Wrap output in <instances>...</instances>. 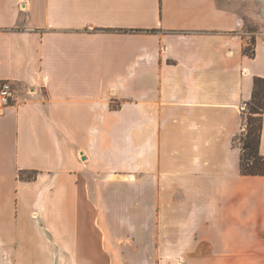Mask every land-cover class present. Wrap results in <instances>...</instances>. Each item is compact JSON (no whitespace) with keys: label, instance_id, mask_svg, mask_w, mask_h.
<instances>
[{"label":"crops","instance_id":"1","mask_svg":"<svg viewBox=\"0 0 264 264\" xmlns=\"http://www.w3.org/2000/svg\"><path fill=\"white\" fill-rule=\"evenodd\" d=\"M249 47L219 0H0V264H264Z\"/></svg>","mask_w":264,"mask_h":264},{"label":"trees","instance_id":"2","mask_svg":"<svg viewBox=\"0 0 264 264\" xmlns=\"http://www.w3.org/2000/svg\"><path fill=\"white\" fill-rule=\"evenodd\" d=\"M254 43L252 44L253 47ZM245 54L250 57L255 56V49H245ZM249 110V118L247 119V129L240 134L242 135L243 143L239 147L241 150L240 172L242 176H263L264 175V157L260 153V144L263 130V115H264V79L260 77L254 78V88L251 101L246 104ZM256 116L258 118H256ZM243 119L245 125V111H243ZM258 124L255 126L254 122ZM21 179L32 181L36 179V174L25 177L21 175Z\"/></svg>","mask_w":264,"mask_h":264},{"label":"rangeland","instance_id":"3","mask_svg":"<svg viewBox=\"0 0 264 264\" xmlns=\"http://www.w3.org/2000/svg\"><path fill=\"white\" fill-rule=\"evenodd\" d=\"M219 2L222 8L234 12L241 20L243 32L251 39L249 49H254L257 42L264 43V0H219ZM245 108L243 110L245 111L244 132L247 129V119L250 116L248 107ZM256 118L258 117L256 116ZM257 124L256 120L254 125ZM242 143V135H239L236 144L241 147Z\"/></svg>","mask_w":264,"mask_h":264},{"label":"built area","instance_id":"4","mask_svg":"<svg viewBox=\"0 0 264 264\" xmlns=\"http://www.w3.org/2000/svg\"><path fill=\"white\" fill-rule=\"evenodd\" d=\"M16 89L12 81H0V114L15 102ZM246 105L243 107L245 110Z\"/></svg>","mask_w":264,"mask_h":264}]
</instances>
